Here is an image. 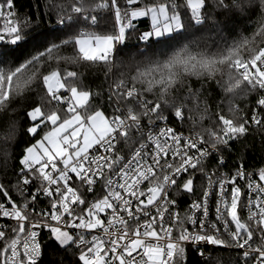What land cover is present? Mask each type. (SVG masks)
<instances>
[{
  "label": "snow or ice",
  "instance_id": "1",
  "mask_svg": "<svg viewBox=\"0 0 264 264\" xmlns=\"http://www.w3.org/2000/svg\"><path fill=\"white\" fill-rule=\"evenodd\" d=\"M48 7L63 38L21 59L17 49L36 39L40 19L0 0V118L7 117L0 166L7 174L14 161L18 193L13 199L0 183V217L14 221L0 225V264H42L41 230L78 254L77 264H187L188 245L205 264L217 248L239 250L236 264H264V166L219 171L233 142L251 128L264 131V0H59ZM219 17L249 19L251 31L231 42L188 39L210 20L214 30ZM131 39L143 43V59L121 61L128 71L116 75ZM152 49L172 50L153 58ZM80 69H103L107 92L86 86ZM213 85L227 98L214 112ZM250 96L248 115L237 101ZM19 112L33 142L16 156ZM197 173L201 195L181 214L176 197L196 196ZM40 196L49 203L37 211Z\"/></svg>",
  "mask_w": 264,
  "mask_h": 264
},
{
  "label": "trees",
  "instance_id": "2",
  "mask_svg": "<svg viewBox=\"0 0 264 264\" xmlns=\"http://www.w3.org/2000/svg\"><path fill=\"white\" fill-rule=\"evenodd\" d=\"M53 2H59V0H14V8L19 14H28L34 19H40L39 26L36 32L33 33L36 39L30 41L23 49H17L16 54L20 56L21 59L28 55L29 52H32L39 43L47 40H55L57 37L63 38L62 28L56 23V13L48 7V5ZM255 18V16L251 17L252 20ZM216 19L219 20V23L214 30L212 25L215 23V20H210L208 22V28L205 30H197L195 27L191 28L188 39H200L202 44L205 42L212 44L213 41L217 43H222L224 41L231 42L232 38L240 33L251 31L248 27L250 23L249 19L236 18L227 22H225L223 17ZM147 25L148 21L142 19L138 24V29L141 31L146 30ZM183 42L184 41H181V43ZM143 47L144 45L142 42L138 43L135 39H131L125 49L126 54L117 57L118 67L113 69V73L118 75L121 71H128L123 65L134 64L143 59L137 52V49ZM171 50L172 49H152L146 53V55H151L155 58L159 52ZM121 61H123V65ZM80 71H85L86 86H91L94 90H100L102 88L105 93L107 92L108 85L105 83L103 69H80ZM212 91L214 100L211 107L214 112L216 108L215 102L223 100L224 103H226L227 98L223 96V93L219 88H216L215 85H213ZM237 102L240 107L244 108L245 112L249 114L250 108L254 106L255 97L250 96L247 100L240 99ZM246 105L247 107H245ZM17 118L19 119L20 126L15 142L16 156L21 153L25 146L33 142L24 132V126L27 124V121L23 119V112L17 113ZM4 119H7V117L0 118V132L4 130ZM205 124H207V121H205ZM185 127H187V125H185ZM224 153L232 165L243 163L245 168L254 172L256 169L264 166V131L258 132L253 128L245 138L241 139V141L233 142L230 146V151H225ZM13 164L14 161H9L7 174H5L3 167L0 166V183H4L6 187H8L12 198L18 200V193L15 188L12 187V185L16 183V177L12 175ZM9 181L11 183H9ZM4 199L3 195L0 194V200ZM41 241L44 245V258L42 264H61V262H63V264H77L76 255L78 254H74L72 249L66 252L60 250L55 242L49 239L47 231L42 232ZM229 255L231 254L224 250L211 251L210 259L207 261V264H227L226 262ZM187 264H205V260H203L195 250L187 247Z\"/></svg>",
  "mask_w": 264,
  "mask_h": 264
},
{
  "label": "built area",
  "instance_id": "3",
  "mask_svg": "<svg viewBox=\"0 0 264 264\" xmlns=\"http://www.w3.org/2000/svg\"><path fill=\"white\" fill-rule=\"evenodd\" d=\"M250 114L251 113H249L248 115H250ZM169 126L175 127L178 130L181 128L180 122H178V121L173 122V121L170 120L169 121ZM186 128L187 127H185V130H186ZM252 129L253 128H251L250 131ZM224 157H225L226 163L224 164V166L222 168L219 169V171L220 172H225V173L234 172L235 171V168L237 166H239V165H232L229 162V160H228L227 156L225 155V153H224ZM216 164H217V159H216L215 156L211 157L210 160L207 162V165H208L209 170L213 169L216 166ZM245 171H251V170H248L247 168H245ZM202 183H203L202 177L200 176L199 173H197V175H196V185H197V193H196V196L190 198L188 195H179V196L176 197V199H177V208L181 212V214H183L184 210L191 203V200L192 199H195V198H197V197H199L201 195L200 185ZM240 183L243 184L244 182L241 181ZM91 198H92V196L89 195V199H91ZM215 200H216L215 195H212L211 198H210V201H209V204H210V218H212V219H214ZM0 201H3V200H0ZM48 203H49L48 198L43 197V196H40L39 199H38V201H37V203H36V209H37V211H39L40 209L47 208L48 207ZM101 215L103 216V214H101ZM245 215H246V213H245ZM11 224H14V221H9V220H7V218L0 217V225H11ZM189 227H191V226L189 225ZM43 231H46V230H41V234H42ZM89 239H90V237H89ZM187 247L188 248H192L198 254V251H197L195 245H188ZM216 250H224L226 252H229L231 255H229L226 263L227 264H236V260L238 258V252H239V250H237L235 248H217ZM208 254H209V252L206 249L205 250L206 257L208 256Z\"/></svg>",
  "mask_w": 264,
  "mask_h": 264
}]
</instances>
